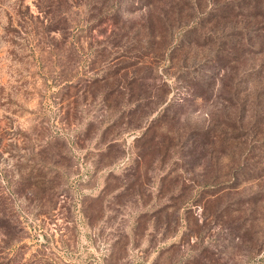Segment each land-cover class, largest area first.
<instances>
[{"label": "rangeland", "instance_id": "rangeland-1", "mask_svg": "<svg viewBox=\"0 0 264 264\" xmlns=\"http://www.w3.org/2000/svg\"><path fill=\"white\" fill-rule=\"evenodd\" d=\"M217 2L0 0V264H264V48Z\"/></svg>", "mask_w": 264, "mask_h": 264}, {"label": "trees", "instance_id": "trees-1", "mask_svg": "<svg viewBox=\"0 0 264 264\" xmlns=\"http://www.w3.org/2000/svg\"><path fill=\"white\" fill-rule=\"evenodd\" d=\"M235 6H237V10H234ZM112 10L115 11V8L111 7L108 12L106 10L104 11H106L107 13H111ZM116 12H118V10H116ZM210 13L211 14L208 15L203 14V18L205 19V23H213V28L211 29L219 31L220 33H224L222 35L230 36L228 40L230 42H233L235 36L236 38L238 37L237 46L233 45V43L232 46L230 45L232 49H234L235 47V49H239L243 47L244 43L249 48H253L256 47V45L261 44L262 47L260 48H264V4H262L260 0H220V2H217V4H215L214 9L211 10ZM253 23L255 26L251 27L250 25ZM204 25L205 24H203L199 28L204 27ZM73 28L78 29V27L76 26H74ZM227 28L229 30H224ZM188 30L194 31L195 27L192 26ZM213 31L211 30L209 33L205 34V36H208V34H213ZM219 32H217V35ZM252 38L259 41V43L251 41ZM233 61H235V59H233ZM6 217L8 218V220H10V218L12 220V223H9V229H11V227L16 222L14 221L13 216L8 215ZM0 227H2V224H0ZM10 240L6 241L4 246H1L2 252H4L2 264H21V260H19L15 255H12L14 250H18L19 241L11 242Z\"/></svg>", "mask_w": 264, "mask_h": 264}]
</instances>
